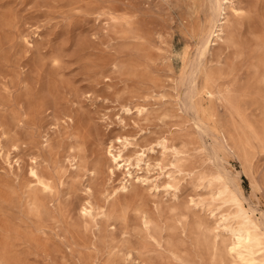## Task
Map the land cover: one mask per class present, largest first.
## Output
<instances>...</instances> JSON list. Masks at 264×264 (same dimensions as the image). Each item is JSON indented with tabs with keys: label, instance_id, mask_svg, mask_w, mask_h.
Listing matches in <instances>:
<instances>
[{
	"label": "rangeland",
	"instance_id": "rangeland-1",
	"mask_svg": "<svg viewBox=\"0 0 264 264\" xmlns=\"http://www.w3.org/2000/svg\"><path fill=\"white\" fill-rule=\"evenodd\" d=\"M234 1L193 87L209 0H0V264H240L233 229L264 220V0Z\"/></svg>",
	"mask_w": 264,
	"mask_h": 264
},
{
	"label": "bare ground",
	"instance_id": "bare-ground-1",
	"mask_svg": "<svg viewBox=\"0 0 264 264\" xmlns=\"http://www.w3.org/2000/svg\"><path fill=\"white\" fill-rule=\"evenodd\" d=\"M209 2H210V9L212 12L211 27H210L208 34L203 36V38L201 40V44L198 47V50L196 53V57L194 58V60L192 61V64H191L192 69L190 71L189 80H190V84L193 85V87H195V84H196L195 77H196L197 73L200 71H203L202 70L203 59L205 57L207 50L209 49L208 47H209L211 41L213 40V38H215V40L222 39V35L225 31L224 22L222 20L228 18V16L226 15L227 10L229 8H231L236 12L237 15H240L243 12L242 9L236 8V6H234V5H236L234 0H209ZM192 95L193 94L190 95L191 96L190 100H192ZM188 101L189 100H186V102H188ZM193 106L195 107V105H193ZM200 128L202 129V131L205 130L202 127H200ZM111 148H113V147H111ZM108 151H110V153L113 154L114 161L118 162L119 156L116 155L115 153H112L113 150H108ZM121 164L123 165V163H121ZM126 164H128V163H126ZM122 165H120V167H122ZM127 167H129V166H127ZM128 170H129V168H128ZM223 173H224L225 178L228 179L226 182L228 185V181H229L228 174L226 172H223ZM232 192L235 193L234 196L237 198V200L239 202H242L244 200L243 192H241L239 187L237 188L235 184L233 185ZM253 213L254 212H251L250 208H248L247 212H246L247 221L243 222L237 228L233 229V234H234L235 239H234V243H233L230 251L237 255V258H238L240 264H261V261H259L254 256V252H252V249L251 248L248 249V247L250 246L249 245L250 243L251 244L253 243V245H255V246L259 245V243H260L258 238H256V236H255L253 228L254 229L255 228H261L264 231V220H260V218H257ZM243 249H247V253L244 252Z\"/></svg>",
	"mask_w": 264,
	"mask_h": 264
}]
</instances>
